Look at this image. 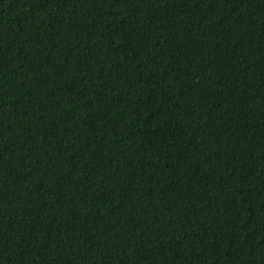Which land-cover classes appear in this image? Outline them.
Masks as SVG:
<instances>
[{"label": "trees", "instance_id": "1", "mask_svg": "<svg viewBox=\"0 0 264 264\" xmlns=\"http://www.w3.org/2000/svg\"><path fill=\"white\" fill-rule=\"evenodd\" d=\"M0 264H264V0H0Z\"/></svg>", "mask_w": 264, "mask_h": 264}]
</instances>
